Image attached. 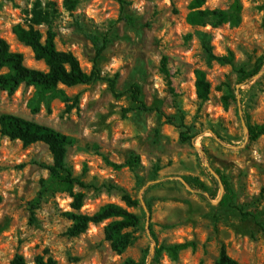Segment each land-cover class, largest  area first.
<instances>
[{
  "label": "rangeland",
  "instance_id": "1",
  "mask_svg": "<svg viewBox=\"0 0 264 264\" xmlns=\"http://www.w3.org/2000/svg\"><path fill=\"white\" fill-rule=\"evenodd\" d=\"M123 1L0 0V38L25 66L46 70L17 41L15 24L51 31L59 50L97 75L87 85L60 86L69 102L25 84L12 95L0 90V115L72 140L67 164L82 184L68 188L51 178L45 144L24 147L0 135V264L16 255L29 264L38 255L58 264H214L223 247L241 264H264V136L251 141L248 131L264 123V0H206L204 9L242 6L238 26L203 29L229 65L208 63L201 29L186 21L193 0ZM90 36L107 40L99 57ZM198 70L211 88L205 102L196 94ZM133 87L153 110L137 109ZM220 174L257 220L220 206ZM79 193L88 215L108 203L127 208L125 194L137 203L128 210L141 223L122 254L105 240L109 221L71 234L65 214ZM181 243L191 246L178 260L157 255Z\"/></svg>",
  "mask_w": 264,
  "mask_h": 264
},
{
  "label": "trees",
  "instance_id": "2",
  "mask_svg": "<svg viewBox=\"0 0 264 264\" xmlns=\"http://www.w3.org/2000/svg\"><path fill=\"white\" fill-rule=\"evenodd\" d=\"M118 1L124 4L123 0ZM205 4L206 0H193L191 2L186 17L188 25L203 30L208 26L218 28L224 24L238 26L241 23L242 6L239 1H236L227 10L204 9L203 7ZM201 30H198L197 33L207 53L208 63L217 62L220 65L231 64V59L227 57H217L213 53L211 34ZM12 33L20 44L31 49L34 59L38 62H42L46 70L40 71L25 66L23 55L11 51L7 41L0 38L1 91L12 95L22 84H25L27 86L36 87L39 94H50L51 97L61 98L64 102H69L70 98L59 88L60 86L71 88L79 85H87L96 80V70L91 74L86 73L82 69L79 59L73 53L61 51L57 48L55 35L51 31H48L46 36H44L40 30L32 26L25 27L22 24H15L12 27ZM90 39L99 57L106 48L107 40L98 36H90ZM114 85V82H112V88H114ZM195 87L198 99L201 102L207 101L211 88L206 79L205 72L202 70L196 71ZM130 92L132 100L137 105L138 110H153L143 102L141 89L139 87H133ZM172 92H174L173 89ZM248 131L249 139L251 141H256L261 136H264V123L248 126ZM0 135L13 141L18 140L24 147H30L37 143L45 144L53 159L52 165L48 167L51 178L68 188H72L75 184H81L74 177L72 170L67 164V148L72 143L69 137L48 126L11 114L0 115ZM219 182L224 191L220 206L229 207L237 212L243 219L253 218L257 220L256 216L246 212L243 206H239L235 203L234 190L224 175H219ZM73 197L74 200L71 203V211L65 214L73 223L70 231L73 236L83 234L91 224L97 225L109 221L104 228V235L105 240L110 243L112 250L117 254H122L131 245L132 234L130 231L140 225L141 218L128 210V208L137 204L131 200L130 196L125 194L123 197V201L126 203L127 208L108 203L99 207L92 215L82 213L84 198L82 193L76 194ZM1 200L2 198L0 196V202ZM190 246L191 245L188 243L161 246L157 251V255H160V253L164 251L172 260H178L179 253ZM11 264L29 263L22 255H16L11 261ZM34 264L58 263L52 257L38 255L34 258ZM124 264L139 263L127 260ZM214 264L241 263L233 259L223 247Z\"/></svg>",
  "mask_w": 264,
  "mask_h": 264
}]
</instances>
